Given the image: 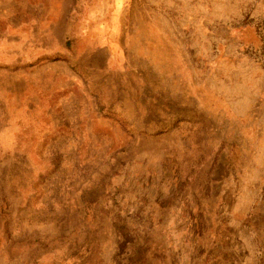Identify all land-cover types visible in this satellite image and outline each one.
<instances>
[{
    "label": "rangeland",
    "instance_id": "1",
    "mask_svg": "<svg viewBox=\"0 0 264 264\" xmlns=\"http://www.w3.org/2000/svg\"><path fill=\"white\" fill-rule=\"evenodd\" d=\"M0 264H264V0H0Z\"/></svg>",
    "mask_w": 264,
    "mask_h": 264
}]
</instances>
